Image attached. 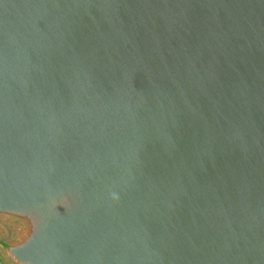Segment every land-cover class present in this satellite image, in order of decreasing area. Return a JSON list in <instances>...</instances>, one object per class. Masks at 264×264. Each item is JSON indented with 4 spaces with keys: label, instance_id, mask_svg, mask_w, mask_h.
I'll return each mask as SVG.
<instances>
[{
    "label": "water",
    "instance_id": "1",
    "mask_svg": "<svg viewBox=\"0 0 264 264\" xmlns=\"http://www.w3.org/2000/svg\"><path fill=\"white\" fill-rule=\"evenodd\" d=\"M0 220L16 264H264V0H0Z\"/></svg>",
    "mask_w": 264,
    "mask_h": 264
},
{
    "label": "rangeland",
    "instance_id": "2",
    "mask_svg": "<svg viewBox=\"0 0 264 264\" xmlns=\"http://www.w3.org/2000/svg\"><path fill=\"white\" fill-rule=\"evenodd\" d=\"M14 235L13 229L0 220V264H16L1 247V242L10 239Z\"/></svg>",
    "mask_w": 264,
    "mask_h": 264
}]
</instances>
